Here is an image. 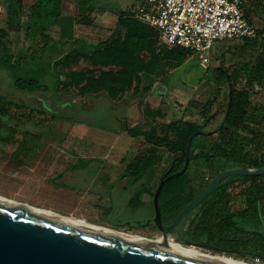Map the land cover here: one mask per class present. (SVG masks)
Returning a JSON list of instances; mask_svg holds the SVG:
<instances>
[{
    "label": "trees",
    "instance_id": "16d2710c",
    "mask_svg": "<svg viewBox=\"0 0 264 264\" xmlns=\"http://www.w3.org/2000/svg\"><path fill=\"white\" fill-rule=\"evenodd\" d=\"M73 2L77 8L76 22H92L90 15L104 8L98 0ZM32 3L27 7L26 22L22 0H0L4 10V17H0V70L10 77L12 88L28 94L48 92L50 87L44 80L49 77L56 91H72L81 97L104 95L113 112L129 108V104L119 102V95L130 87L139 72H144V82L150 83L147 75L155 74L162 59L164 51L156 52L158 39L153 29L140 24L133 11L117 9L118 23L110 38L98 43L77 38L68 45L47 34L58 24L64 0ZM241 10L250 25L253 18L261 22L254 28L257 38H245L236 48L238 58L232 71L221 68V63L216 69L220 73L218 81L226 88L216 114H209L213 105L209 102L201 108V123L178 119L140 130L123 119L121 130L115 131L143 139L146 146L131 160L128 170L134 176L146 177L150 183L156 178L154 189L151 184L147 187L148 195L153 198L159 189L158 206L165 221L172 220L221 171L264 167V105L253 100V88L264 89V0H244ZM124 27L127 31L123 34ZM12 31L22 32L30 44L13 51ZM36 45L39 47L35 48ZM143 49L150 54L147 63L139 57ZM188 54V50L178 48L165 51L164 56L174 59L178 66ZM81 60L91 68L72 70L71 66ZM4 99L0 95V100ZM7 103L26 107L9 100ZM143 114L153 122L161 113L144 108ZM213 115H220L221 121L215 129L207 130ZM51 117L61 118L56 113H51ZM113 117L118 121L122 118L116 114ZM213 134H217V139L208 146L205 141ZM185 223L176 239L180 244L187 241L211 248V241L239 243L242 238L246 247L259 248L261 245L255 240H264V174L224 178L191 210Z\"/></svg>",
    "mask_w": 264,
    "mask_h": 264
},
{
    "label": "rangeland",
    "instance_id": "374dc122",
    "mask_svg": "<svg viewBox=\"0 0 264 264\" xmlns=\"http://www.w3.org/2000/svg\"><path fill=\"white\" fill-rule=\"evenodd\" d=\"M22 1L25 20L29 22L27 7L33 0ZM98 1L103 4L102 9L115 13L120 6L132 11L137 4V0ZM63 5L64 13L75 19L77 8L73 0H64ZM0 17H4L2 9ZM10 37L13 51L30 44V39L24 38L22 32L12 31ZM240 42L231 40L216 44L205 68L198 65L197 57L191 56L175 69L171 81L177 84L166 95L169 108L165 120L180 116L200 123L204 118L201 108L209 102H213L209 114H216L217 104L226 94L225 86L218 81L220 73L216 69L221 63V68L232 71L233 62L238 58L235 50ZM11 82L6 72L0 70V95L5 98L0 100V196L61 216L81 218L125 233L157 238L153 232L144 231L141 225L154 216L153 198H141L140 193L123 194L119 186L128 173V162L145 143L122 134L119 143L123 149L118 150L104 141L99 142L98 136L90 135L89 129L114 133L120 122L113 115L122 116L123 120L126 112L119 108L114 113L100 96L82 99L72 91H56L49 77L44 80L50 87L48 92L28 94L13 89ZM253 92L254 102L264 105V89ZM7 100L26 107L18 108ZM51 113L61 118H52ZM135 113L136 116L129 115V119H138L139 114ZM220 119V115H213L207 130L215 129ZM216 139V135H212L205 142L209 146ZM166 158L164 154V160ZM155 183L156 178L151 184L152 189ZM119 193L124 195L123 201L117 199L116 194ZM255 242L261 246L255 249L246 247L240 238L239 243L211 241L213 249H198L264 264V240L257 237Z\"/></svg>",
    "mask_w": 264,
    "mask_h": 264
},
{
    "label": "water",
    "instance_id": "95a60500",
    "mask_svg": "<svg viewBox=\"0 0 264 264\" xmlns=\"http://www.w3.org/2000/svg\"><path fill=\"white\" fill-rule=\"evenodd\" d=\"M264 167L231 168L218 173L168 225L161 222L158 193L153 196V222L160 242L179 233L191 210L228 176H258ZM202 248L199 244L184 242ZM0 264H222L188 256L154 244L92 232L57 219L0 203Z\"/></svg>",
    "mask_w": 264,
    "mask_h": 264
},
{
    "label": "crops",
    "instance_id": "0c3cea01",
    "mask_svg": "<svg viewBox=\"0 0 264 264\" xmlns=\"http://www.w3.org/2000/svg\"><path fill=\"white\" fill-rule=\"evenodd\" d=\"M22 3H23V1H22ZM138 3H139V0H137L136 6L138 5ZM0 9L3 10L1 4H0ZM118 9L128 11L127 9H124L122 6H120ZM92 14H94V16ZM92 14L90 15L92 22H76L74 18L72 19V17L65 14L64 10H63V12L59 18L58 24L51 27L47 31V34L50 36V38L52 40H58V41L67 43L68 45L71 44L73 42V40H75L77 38L81 39L85 42H88V43H98V42L105 41L108 38H110L112 35H114L115 29H116V26L118 23L117 22V12L115 13V12H112V11L107 10V9H100V10L93 12ZM252 22H254V23H252L251 26L253 28H256L259 25L257 22H261V21L257 18H253ZM140 24H142V23H140ZM142 25H145V24H142ZM145 26L150 27L148 25H145ZM150 28H152V27H150ZM126 31H127V29L125 27L122 28L123 34ZM153 31H154L155 35H157L156 30L153 29ZM147 40H148V38H147ZM156 40H157V38H156ZM178 48H180V47H168V46H165L163 44H160L157 41V44H155L156 52H158L160 50H163L164 52L162 53V59L159 62V66H158L157 70L154 72L155 74H148L147 75L151 79V81H149L150 83L144 82V79H145L144 78V72H139L137 74V78L133 79L130 87H128L122 94L119 95V97L121 98L119 102H125V103L129 104V108H127L125 110V112H126L125 113V117H126L125 120L130 125V127L137 128L140 130H148L151 125L161 126V125L171 123V122L178 120V119L195 122V121L190 120V119L181 118L180 116L177 118H174V119L165 120L166 111H167V108H169L168 102L166 100V95L168 94L169 89L172 88V86H175L177 84V82L171 81V75L173 74V72L175 71L176 68L185 64L191 57V55L188 54L186 56L185 60L180 65L177 66L176 61L174 59H171L169 57L164 56L165 51H172V50H175ZM65 50H66V48L64 47L63 51H65ZM139 57L144 61V63H147L150 59V54L148 52V49H143L140 52ZM90 68H91V66L86 61H83V60H81L77 64H74L71 66L72 70H77V71H85V70L90 69ZM105 70H107V68H105ZM166 78H168L167 81H165ZM139 81H140V85L138 83ZM165 82H168L167 86L162 85ZM144 87H148L147 91H142V88H144ZM86 97H97V96H85L82 99H84ZM100 97H103V99H105V101H107V103L109 104V101L106 99V97L104 95H102ZM36 100H37V98H36ZM144 108H149V109L154 110V111L159 110L161 114L159 116H156L154 118L153 122L152 121L150 122L149 119L144 117V114H143ZM180 109H183V108L180 107ZM115 112L116 111H114V113ZM135 112H137L139 114L138 119H132V120L129 119V115L133 114L132 115L133 118L136 116ZM162 120H165V121L162 122ZM123 121L124 120H121V118L119 119L120 126L118 128H116L115 131L121 130V124ZM158 121H161V122H158ZM220 121H221V119H220ZM195 123H198V122H195ZM89 130H90L91 137H93V135L96 137L97 136L99 137V139H98L99 142L104 141V142H106V145L113 146V147L117 148L118 150H120L121 148L123 149V147L120 145L119 142H120V139H122L121 135L125 134V133H123V132H119V133L114 132L113 133L111 131L94 132L95 130H91V129H89ZM213 135H216V137H217V134H213ZM88 136H89V134H88ZM130 138L133 139L134 141H136V139H141L142 142H144L143 139L139 138V137H135V138L130 137ZM139 153L136 154V152H135L136 155H138ZM136 155H134L133 158ZM130 162H128L127 165H129ZM117 163H119V162H117ZM149 185H150V182H149ZM148 196H149L148 190L141 194V198H147ZM90 210L92 211L91 208H90Z\"/></svg>",
    "mask_w": 264,
    "mask_h": 264
},
{
    "label": "built area",
    "instance_id": "2783aa9c",
    "mask_svg": "<svg viewBox=\"0 0 264 264\" xmlns=\"http://www.w3.org/2000/svg\"><path fill=\"white\" fill-rule=\"evenodd\" d=\"M244 0H139L133 17L157 32L160 44L188 50L205 68L222 41L256 39L243 16ZM253 90H259L254 87Z\"/></svg>",
    "mask_w": 264,
    "mask_h": 264
},
{
    "label": "bare ground",
    "instance_id": "6f19581e",
    "mask_svg": "<svg viewBox=\"0 0 264 264\" xmlns=\"http://www.w3.org/2000/svg\"><path fill=\"white\" fill-rule=\"evenodd\" d=\"M0 203L7 204L10 206L19 207V208L28 210L30 212H33L35 214H38L40 216L51 217V218L57 219L61 222H64V223H67V224H70V225H73V226H76L79 228H83V229H86V230H89L92 232L116 236V237L124 238L127 240H131L134 242H139V243L154 244L156 246L168 248L172 251H175V252H178L181 254H185V255L193 256V257H198V258H204L206 260H210L213 262H218V263H222V264H259L256 262L250 263V262L244 261L242 259L232 258V257H228L225 255L212 254V253L200 250L194 246H185V245L180 244L178 242H174V240H171V239H169V241L160 242L157 238L151 239V238H147L144 236L135 235L133 233H125L123 231H118V230H115L112 228L91 224V223L84 221L81 218H76V217H71V216H69V217L61 216V215H58V214L53 213L51 211L36 209V208L31 207L29 205H26V204H23V203L14 201V200L7 199L3 196H0Z\"/></svg>",
    "mask_w": 264,
    "mask_h": 264
},
{
    "label": "flooded vegetation",
    "instance_id": "af4514ba",
    "mask_svg": "<svg viewBox=\"0 0 264 264\" xmlns=\"http://www.w3.org/2000/svg\"><path fill=\"white\" fill-rule=\"evenodd\" d=\"M128 167H129V165L126 168L128 173L125 177H123L124 180H122V182L119 183L120 184L119 186H121V188L123 189V194L135 195L136 193H140V195H141L142 193L147 191V187L149 185V180L146 177H139V175H135V176L132 175L130 173V171L128 170ZM152 182L150 184H152ZM116 195H117V199H119L120 201H123L124 195H122V193H119ZM153 218H154V216H153ZM153 218L142 223L141 225H142V228L144 229V231L153 232L158 237L160 233H159V230L157 229V227L155 226V224L153 222ZM171 221L172 220L165 221L161 216V222L163 225H168ZM182 228L183 227H181L178 234H175L171 237L172 240H176L179 238V235L185 229V228L184 229H182Z\"/></svg>",
    "mask_w": 264,
    "mask_h": 264
}]
</instances>
